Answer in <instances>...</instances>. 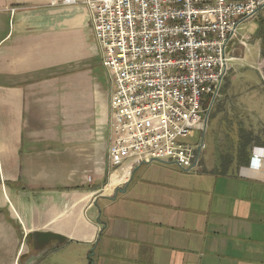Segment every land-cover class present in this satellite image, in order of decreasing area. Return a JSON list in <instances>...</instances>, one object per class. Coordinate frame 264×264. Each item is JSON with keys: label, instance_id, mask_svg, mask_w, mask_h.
Masks as SVG:
<instances>
[{"label": "crops", "instance_id": "0c3cea01", "mask_svg": "<svg viewBox=\"0 0 264 264\" xmlns=\"http://www.w3.org/2000/svg\"><path fill=\"white\" fill-rule=\"evenodd\" d=\"M61 2L0 0V264H264L259 104L236 102L247 123L212 117L217 159L203 145L192 180L148 179L145 164L102 187L110 83L87 7ZM228 56L264 58V7Z\"/></svg>", "mask_w": 264, "mask_h": 264}, {"label": "built area", "instance_id": "2783aa9c", "mask_svg": "<svg viewBox=\"0 0 264 264\" xmlns=\"http://www.w3.org/2000/svg\"><path fill=\"white\" fill-rule=\"evenodd\" d=\"M61 3L87 7L110 83L108 185L112 176L128 183L136 167L154 162L198 169L202 142L193 148L180 139L206 128L227 75L229 44L264 0ZM250 165L264 168V146L252 148Z\"/></svg>", "mask_w": 264, "mask_h": 264}, {"label": "rangeland", "instance_id": "374dc122", "mask_svg": "<svg viewBox=\"0 0 264 264\" xmlns=\"http://www.w3.org/2000/svg\"><path fill=\"white\" fill-rule=\"evenodd\" d=\"M256 64V57H247L243 62L234 61L228 63L230 68L228 67L227 75L221 84L220 93L209 112L206 128L204 130H192L186 138L180 139L181 143L196 148V144L202 142V145L209 146L207 150L209 155H211L212 160H216L217 144L215 140L219 129L217 125L215 127L213 126L212 117L218 111L223 109V111H226L228 114H240L242 116H240V120L243 119L242 123H247L246 117H244L246 113L238 111L240 112L238 114L236 110V102L246 101L249 103L251 101L254 104H259L258 108L260 114L264 116V68L260 71L256 68ZM97 71L98 74L102 76L99 68H97ZM224 120L225 121H221L223 126L222 129L229 131L230 129L227 128V124H232L233 121L227 122L226 116H224ZM248 123H250V119L248 120ZM217 124H220V121ZM234 138L235 137L233 136L232 139ZM197 173L198 172L194 173V171H183L174 165H163L162 163L154 162L151 163L146 177L148 179H158L160 182H163L161 180L166 179L165 182L167 183L170 181L181 183L192 180L195 178L194 174ZM109 175V171L107 170L104 175L102 187L108 183Z\"/></svg>", "mask_w": 264, "mask_h": 264}, {"label": "water", "instance_id": "95a60500", "mask_svg": "<svg viewBox=\"0 0 264 264\" xmlns=\"http://www.w3.org/2000/svg\"><path fill=\"white\" fill-rule=\"evenodd\" d=\"M206 127V126H204ZM205 129V128H204ZM37 236H40V240L43 242H46L50 239H56L58 243H63L64 242V237L56 235V234H51V233H42V234H36Z\"/></svg>", "mask_w": 264, "mask_h": 264}]
</instances>
